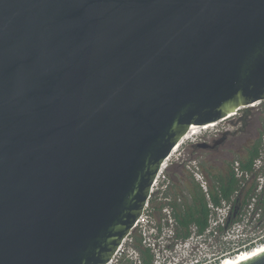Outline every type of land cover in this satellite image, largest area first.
<instances>
[{"label":"water","instance_id":"water-1","mask_svg":"<svg viewBox=\"0 0 264 264\" xmlns=\"http://www.w3.org/2000/svg\"><path fill=\"white\" fill-rule=\"evenodd\" d=\"M263 100L264 0H0V264H106L189 127Z\"/></svg>","mask_w":264,"mask_h":264},{"label":"built area","instance_id":"built-area-1","mask_svg":"<svg viewBox=\"0 0 264 264\" xmlns=\"http://www.w3.org/2000/svg\"><path fill=\"white\" fill-rule=\"evenodd\" d=\"M165 169L166 166L160 167L138 219L106 264H206V258L220 255L217 260L207 263L217 264L225 256L235 255L238 251L264 242L263 235H255L257 230L264 231V196L260 198V194L264 193V137L251 171L243 170L240 165L234 168L239 188L229 199L213 202L207 183L204 181L200 184L207 201L206 224L202 230L197 225H191L185 237L181 235L180 226L170 207L162 206V203L159 207L153 203L159 191V179ZM250 180L255 183L247 185ZM241 203L243 206L240 208ZM236 206L238 210L234 214ZM248 232L253 233L254 237L247 239L250 238L246 235ZM241 240L245 242L239 244ZM146 258L149 262H145Z\"/></svg>","mask_w":264,"mask_h":264},{"label":"rangeland","instance_id":"rangeland-1","mask_svg":"<svg viewBox=\"0 0 264 264\" xmlns=\"http://www.w3.org/2000/svg\"><path fill=\"white\" fill-rule=\"evenodd\" d=\"M245 113L249 114L247 117L251 125H253L251 131L254 136H249L247 133L234 134L233 136H229L217 151L213 152L197 146V143H207L212 142L214 139H220L222 133L225 131L234 133L236 130L240 129V117L246 115ZM263 137L264 101L254 107H249L240 111L232 119H227L218 123L213 128L201 131L198 135L191 137L188 141L186 140L179 151L175 152L170 160L167 161L166 169L159 179V191L155 195L153 203L160 207L164 200V193H166L165 195L172 199V201L175 200L177 203L188 199L189 182H193L202 189L200 184L205 181L209 188L214 183V175L225 172L227 168H232L234 170V168L239 165L240 161L245 160L246 146L256 143L260 148ZM250 182L252 183L254 181L250 180L247 185H250ZM250 222L251 224H256L253 221ZM258 232L259 230L256 231L255 235L262 234L263 236L261 237H264V231H262V233ZM246 235L250 236V238L247 239L254 237V234L251 232L246 233ZM244 239L245 238H243V240ZM243 240L238 241V243H244L245 241Z\"/></svg>","mask_w":264,"mask_h":264},{"label":"trees","instance_id":"trees-1","mask_svg":"<svg viewBox=\"0 0 264 264\" xmlns=\"http://www.w3.org/2000/svg\"><path fill=\"white\" fill-rule=\"evenodd\" d=\"M259 149L256 143L247 147L246 158L239 163L243 170L251 171L253 160L258 156ZM213 181L214 183L208 188V192L215 203H218L221 199H229L239 188V179L236 178L232 168H227L225 172L214 175ZM188 185V199L177 203L164 193L166 201L162 203V206L167 205L170 207L172 215L180 226V232L183 237L188 235L189 227L193 224L197 225L199 230H202L206 224L208 212L205 193L193 182H189ZM251 188H253V185H251ZM242 206L243 203L239 207L241 208ZM145 262H149V259L146 258Z\"/></svg>","mask_w":264,"mask_h":264},{"label":"bare ground","instance_id":"bare-ground-1","mask_svg":"<svg viewBox=\"0 0 264 264\" xmlns=\"http://www.w3.org/2000/svg\"><path fill=\"white\" fill-rule=\"evenodd\" d=\"M258 102H255V104H252L253 106L257 105ZM251 105V106H252ZM235 114L232 113L230 114L227 118L220 120L218 122H214L211 124H207L205 126H192L189 127V130L187 131V133L182 137V140L173 148L172 152L170 153V155L166 158V160H164V165L162 164L160 167L162 169V166L165 167L167 164V161L170 160V158L174 155L175 152L179 151L180 147L182 146V144L187 140H189L191 137H193L194 135H198L201 131H203L204 129H209L212 128L214 126H216L218 123L225 121L227 119H231L232 117H234ZM262 251H264V242L259 243L256 246L251 247L250 249H246V250H242L241 252H237L235 253V255H230V256H225L222 259V261L220 263L217 264H238L250 257H253L254 255H257L259 253H261Z\"/></svg>","mask_w":264,"mask_h":264},{"label":"flooded vegetation","instance_id":"flooded-vegetation-1","mask_svg":"<svg viewBox=\"0 0 264 264\" xmlns=\"http://www.w3.org/2000/svg\"><path fill=\"white\" fill-rule=\"evenodd\" d=\"M247 116H249V114L248 115L246 114V115H244V116L241 117V119H240V124H241L240 129H238L234 133H228L227 136L223 140H221V141L219 139L218 140L214 139V140H212V142L205 143V144H208V147L206 149L208 151H212V152L213 151H217L218 148L225 143L226 139L229 136H232V135L237 134V133H239V134H246L247 133V134H249V136H254V134L251 131V128L253 127V125H251L250 120H248V117ZM225 132H227V131H225ZM223 133H222V136H223ZM247 147H249V146H246V149H247ZM246 155H247V151H246ZM260 196H261L260 198H263L264 193H261ZM259 232L262 233V229ZM219 257H220V255L215 256L213 258L212 257H208V258L205 259L204 263L207 264L209 261L217 260Z\"/></svg>","mask_w":264,"mask_h":264},{"label":"clouds","instance_id":"clouds-1","mask_svg":"<svg viewBox=\"0 0 264 264\" xmlns=\"http://www.w3.org/2000/svg\"><path fill=\"white\" fill-rule=\"evenodd\" d=\"M245 231H247V230H245Z\"/></svg>","mask_w":264,"mask_h":264}]
</instances>
